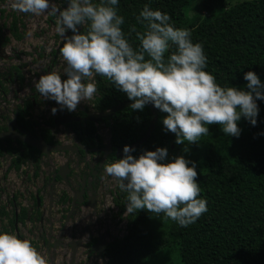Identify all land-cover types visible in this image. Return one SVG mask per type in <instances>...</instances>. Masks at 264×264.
I'll list each match as a JSON object with an SVG mask.
<instances>
[{"label": "trees", "instance_id": "16d2710c", "mask_svg": "<svg viewBox=\"0 0 264 264\" xmlns=\"http://www.w3.org/2000/svg\"><path fill=\"white\" fill-rule=\"evenodd\" d=\"M182 1L118 0L117 14L124 18L121 29L133 49L140 47L133 29L145 30L137 17L147 4L153 10L169 14L175 27L191 31L192 41L202 44L207 57L205 70L222 87L247 91L244 74L248 71H254L264 84V0H238L229 7L224 0H197L210 14L208 21L203 20L202 10L191 14ZM62 3L67 7L69 0ZM84 30L87 26H80V31ZM72 34L70 30L69 36ZM95 83L97 111L129 100L107 78L97 75ZM256 103L257 123L252 125L242 116L237 122L241 129L239 137L225 135L219 124L208 125L209 132L201 140L184 141L195 149L187 152L183 143H176V134L165 130L163 118L167 113L158 109L155 130L131 154L138 158L146 150L166 147L167 160L184 155L196 162L201 188L198 198L207 201L208 211L195 223L182 227L165 219L163 213L157 216L147 209L138 210L128 216L127 233L107 246L104 264H264V99H257ZM28 104L33 106V100H28ZM80 115H85L84 111ZM154 117L147 105L143 110L127 107L105 118L104 123L109 126L112 143L117 148L141 139ZM17 124L25 133L34 132L35 123L26 119L25 107L18 110ZM49 124L55 126L54 119ZM69 126L84 145L103 144L94 122H71ZM41 136L48 143H58L49 128ZM12 142L0 139V155L4 151L19 154L13 162L17 167L22 158L40 152L25 141L18 140L21 146L17 147ZM120 197L125 210L127 193L121 192Z\"/></svg>", "mask_w": 264, "mask_h": 264}, {"label": "clouds", "instance_id": "9594fccd", "mask_svg": "<svg viewBox=\"0 0 264 264\" xmlns=\"http://www.w3.org/2000/svg\"><path fill=\"white\" fill-rule=\"evenodd\" d=\"M116 5L118 0H69L61 9L50 0H11L13 11L57 17L56 30L66 41L60 54L66 62L63 74L67 78L62 79L56 71L41 75L34 86L43 98L56 101L61 109L75 111L81 101L91 103L94 99L95 77H105L134 101L130 109L143 110L153 103L167 113L163 125L176 134L177 144L196 143L212 124H219L225 135L239 137L237 122L242 116L252 125L257 123L256 101L264 99V84L254 71L244 74L247 91L222 87L205 70L207 57L202 44L192 41L191 31L175 27L169 14L147 4L137 17L145 30L133 29L140 41L134 50L121 29L124 18L117 14ZM80 26H87V30L80 31ZM69 29L73 34L67 36ZM169 49L171 54L165 58ZM56 111L52 109L53 114ZM123 151L124 157L106 163L104 172L127 193L126 216L147 209L187 227L208 211L207 201L198 198L201 188L196 162L184 155L167 160L166 147L146 150L138 158L128 145ZM0 264L49 262L31 240L15 232H2Z\"/></svg>", "mask_w": 264, "mask_h": 264}, {"label": "rangeland", "instance_id": "374dc122", "mask_svg": "<svg viewBox=\"0 0 264 264\" xmlns=\"http://www.w3.org/2000/svg\"><path fill=\"white\" fill-rule=\"evenodd\" d=\"M238 0H224L226 7H229L232 3ZM54 2L58 7L63 9L62 0H50ZM183 7L188 9L191 14L195 10H202L204 21L210 20V14L202 8L197 0H183ZM11 0H0V128L5 131L14 117L18 115V110L22 107L26 108V119L35 123L34 132H26L27 138H40L43 130L49 128L54 139L58 144L76 146L80 143V139L74 131H71L65 124L58 126H51L49 124L50 119H54L57 113L53 114L52 109L56 108L57 104L54 100L43 98L34 86V82L39 79L43 74L50 71H56L62 75V79H66L67 76L63 74V69L66 67V62L60 54V49L63 43L66 42L65 38L60 36L56 30L57 17L43 13L39 16L34 14H26L13 11L11 9ZM70 30L66 35L69 36ZM18 68V70H16ZM96 94L91 103L87 101H81L75 111L67 113L80 115L81 111L90 110L91 112H97L94 108V101ZM28 100H33L34 105L28 104ZM96 134H99L104 143L111 142V132L109 126L102 122L96 124ZM1 131V132H2ZM12 146H21L18 141L11 143ZM184 149L187 147L188 151L195 149L191 144L183 143ZM8 146V143H5ZM23 149V148H22ZM179 156V155H178ZM16 156L13 157V160ZM65 158L74 162L75 166H78L75 161L74 153H52L51 157H44L41 162H35L38 166L35 168L34 164L29 159H21L20 165L17 167L13 161L12 164L17 167V172H14L11 165V157L0 158V185L7 186L6 184L17 186L10 190L17 191L23 194V190L27 183H30L34 187H38L43 181L44 176H48L53 169H55L60 161ZM187 158V157H185ZM192 161V160H191ZM36 170V172H35ZM29 171V177L26 176V172ZM84 172L83 169H78V173ZM107 181L111 180V191L120 189L118 182L115 178L109 176ZM22 181L24 183L22 184ZM4 183H6L4 185ZM1 196V192H0ZM23 202V200H22ZM120 206L112 205L110 211L116 218L119 215L117 224L113 220L112 226L117 227L113 235L109 236L110 240L121 238L127 233V221L125 212L121 211ZM106 215H109V209L106 208ZM101 223L110 224L109 218L104 221L102 218ZM1 225L3 222L8 224V220L3 221L0 219ZM0 225V226H1ZM31 223L27 220L22 225V229H28ZM3 228V227H1ZM117 230V232H116ZM3 232V229L0 231ZM39 233V230H38ZM42 239L44 237L40 235ZM57 236L56 227L54 230L48 232L46 239L50 242H55L60 239ZM78 237V234H77ZM31 240L33 243H38L40 239L35 233H29L25 237ZM41 242V241H40ZM42 242L35 247L46 257L49 261L56 260L55 256L59 254L61 248H55L53 244L47 247V251L51 252L50 256L44 253V249L41 248ZM55 254V255H54ZM85 256V255H84ZM96 264H102L101 261H97Z\"/></svg>", "mask_w": 264, "mask_h": 264}, {"label": "flooded vegetation", "instance_id": "af4514ba", "mask_svg": "<svg viewBox=\"0 0 264 264\" xmlns=\"http://www.w3.org/2000/svg\"><path fill=\"white\" fill-rule=\"evenodd\" d=\"M86 111L84 110L85 115L79 117L86 116ZM66 125L71 131H74L69 123ZM96 140L99 143L97 137ZM78 144L85 148L65 149L49 154L36 151L32 152L34 156L30 155V157L25 158L29 159L37 168L35 162H41L44 157H51L52 153H74L78 166H75L70 159L65 158L48 176L43 177V181L38 187L33 189V185L27 183L23 194L17 191L10 192L11 189L17 187L10 185V183H4L7 186L0 185V219L8 220V224L3 222L1 225L0 222V231L3 229V232H15L22 239H25L29 233H35L42 242L41 248L44 249V253L48 257L51 254L47 251L48 246L53 244L55 248L60 247L61 251L55 256L56 260H49V264H96L97 261L104 264L107 260L105 255L107 246L115 240H110L109 236L113 235L117 228L116 225L112 226L110 222L114 220L117 224L120 218L119 215L114 217L110 207L115 205L123 208L120 197L122 191L120 189L111 191L109 186L111 180H106L109 176L104 172L106 163L121 159L116 155L117 148L114 147L112 140L110 143L103 142L102 145L91 147L84 145L81 141ZM109 144L112 148L105 150ZM18 155L4 151L0 158L11 157L12 169L17 172V167L12 164V161L14 162L13 157L16 156L14 158L16 159ZM63 165L69 166L65 177L60 173V168ZM78 169H83L84 172L78 173ZM29 175V171H27L26 176L29 177ZM23 183L24 181H22ZM106 208L109 209L108 216L106 215ZM121 211L124 210L121 209ZM107 217L110 224H103V221L101 223L102 218L107 221ZM27 220L31 225L28 229H22L23 223ZM124 220L127 221L126 227L128 228V216ZM54 227H56L57 236L60 239L52 243L46 237L50 230H54ZM40 241L32 243L36 246L41 243ZM99 243L105 245L101 257L98 256V251L94 249Z\"/></svg>", "mask_w": 264, "mask_h": 264}, {"label": "water", "instance_id": "95a60500", "mask_svg": "<svg viewBox=\"0 0 264 264\" xmlns=\"http://www.w3.org/2000/svg\"><path fill=\"white\" fill-rule=\"evenodd\" d=\"M134 103V101L132 100H126L116 106H113L111 108H109L108 110L105 111H97V112H91L90 110L86 111V116L84 117H79V116H73L71 114H68L67 111L65 109H61L60 105H56V113L57 116L54 119V124L56 126L60 125V124H67V123H71V122H80V121H92L95 124L97 123H102L104 122V119L107 117H112L114 116L118 111L123 110L127 107H130V105ZM147 106H149L151 108L152 113L154 114V119L152 120L149 128L147 129L146 133L144 134V136L137 140L136 142L128 145L130 146L132 149H134V151L139 148L141 146L142 143L147 142L149 136L151 135V133L155 130V123L157 121V111L158 109L154 106L153 103H148L146 104ZM0 139H12L13 141L16 140H21V141H25L27 142L29 145H32L34 147H36L38 150H40L42 153L45 154H49L53 151H60V150H72V149H77L78 147L81 148H85L84 146H82L81 144H78L77 146H75L74 148H72L73 146L71 145H63V144H50L48 142H46L43 139L40 138H27L26 134H24L23 129L21 128L20 125L17 124V115L14 117V119L12 120L11 124L8 126V129L5 131L0 132ZM112 146L109 144V146L105 147V150L111 149ZM124 146L121 147H117V157H121L123 158L125 153L123 151ZM133 151V152H134ZM132 152V153H133ZM69 166L68 165H63L60 168V173L65 177L66 176V171H68ZM105 245L103 244H98L94 247V249L96 251H98V256L101 257L102 256V252L104 251Z\"/></svg>", "mask_w": 264, "mask_h": 264}]
</instances>
